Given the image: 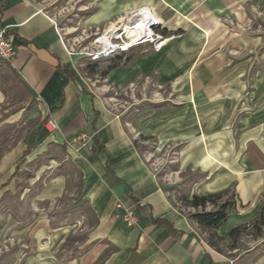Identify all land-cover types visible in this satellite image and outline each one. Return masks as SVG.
<instances>
[{"label": "crops", "instance_id": "1", "mask_svg": "<svg viewBox=\"0 0 264 264\" xmlns=\"http://www.w3.org/2000/svg\"><path fill=\"white\" fill-rule=\"evenodd\" d=\"M262 6L264 0H0V26L14 47L11 69L29 101H36L28 113L58 124L53 132L26 134L4 152L0 175L15 167L32 142L28 163L48 149L64 150L55 163L61 165L58 173L34 197L54 202L69 195L67 184L74 180L73 199L85 206L80 217L90 219L80 227H86V240L59 264H264V250L255 254L256 245L231 256L230 249L208 244L206 230L174 205L177 195L154 174L134 137L153 140L155 155H172L178 172L192 173L180 194L234 193L235 205L212 228L217 235L227 238L238 226H246L238 242L254 234L252 224L264 213ZM141 7L162 20L159 49L97 60L70 53L82 35L105 26L108 34L116 19L131 18ZM126 56L133 59L123 64ZM254 58L263 66L253 67ZM109 59L101 75L110 88L151 81L160 91L166 88L167 97L138 104L136 114L117 111L81 74H95ZM83 131L90 141L77 152L64 144L65 137ZM117 200L132 209L136 201L145 205L136 225H125Z\"/></svg>", "mask_w": 264, "mask_h": 264}, {"label": "rangeland", "instance_id": "2", "mask_svg": "<svg viewBox=\"0 0 264 264\" xmlns=\"http://www.w3.org/2000/svg\"><path fill=\"white\" fill-rule=\"evenodd\" d=\"M261 8L264 9V6ZM258 17H261V13L258 14ZM129 19L127 17L116 19L115 27H110V33L116 29L123 30ZM105 27L89 32L88 36L79 37V40L77 39L73 45L74 50H77L79 46H82V50L83 48L90 50L98 47L95 39L101 38ZM126 34L128 33L126 32ZM120 40L115 39L116 42ZM105 41L107 42L108 39L106 38ZM149 45L151 44L147 42L139 43L123 52L140 54L150 51L152 46L149 48ZM123 52L118 54L122 55ZM108 63H110V59L107 62H101L98 72L93 75H89L88 72L81 74L89 87L96 90L117 111L126 110L136 114L140 111L138 104L143 102L149 106V101L160 102L167 97V89L162 88L160 91L151 81H147L146 86L136 84L131 89L115 91L112 87L110 88V85H107L101 75ZM251 65L259 67L263 66V63L254 58ZM28 102V93L16 82L11 72L0 64V157L26 134L33 133L39 128L40 133L44 132L42 127L44 121L40 115L31 117L29 112L26 116H21L22 108ZM6 114L8 115L6 116ZM7 123L9 124L7 125ZM134 137L138 140V148L147 159L148 165L170 195L178 196L182 193L185 188L184 186L183 189L180 187L181 183L187 182L185 179L192 173L188 172L186 176L185 172H178L177 161L170 157L172 155L166 154L164 159L162 155H155L153 140L145 142L140 139V135ZM63 154H65L64 150L48 149L45 154L39 155L35 160L29 163L26 160L20 164V168L28 169L29 175L24 173L10 177L14 170L13 166L9 171L0 175V264H59L67 260L70 255L74 256L76 254L74 247L80 241L86 240V227L82 228L83 230H80V227L89 224L90 219H87L88 214L85 215V219L80 217L85 206L83 204L76 206L73 199L78 190L74 180L67 184L69 195L64 194L54 202L38 201L34 197L44 182L58 173L61 165L56 166L55 163H60ZM5 181L8 183L5 184ZM46 223L49 225V230H47ZM255 245L257 247L255 254L264 250V225L260 237H256L254 234H243L238 242V247L230 249L228 254L236 256L242 253L243 249ZM52 256L56 258L55 261Z\"/></svg>", "mask_w": 264, "mask_h": 264}, {"label": "trees", "instance_id": "3", "mask_svg": "<svg viewBox=\"0 0 264 264\" xmlns=\"http://www.w3.org/2000/svg\"><path fill=\"white\" fill-rule=\"evenodd\" d=\"M116 57H121L116 55ZM133 59L131 56H126L123 64L130 62ZM0 64L4 65L12 74L13 78L27 91L25 84L21 81L19 76L11 69L10 61L0 59ZM65 73L69 74V71L62 69ZM70 75V74H69ZM36 104L35 100H30L25 107L22 108L21 116H26L28 111ZM15 112V111H14ZM13 113V112H12ZM8 114H6L7 116ZM5 117V116H4ZM44 120V119H43ZM9 123H7L8 125ZM13 124V123H12ZM35 142L30 143L22 152L21 156L16 160L14 170L10 177L21 174H28L27 171L19 169L21 163L26 159V156L33 151L35 148ZM9 177V178H10ZM236 203L235 195L231 191H223L218 193H211L206 195L192 194L190 196L186 194H180L177 196L174 205L178 206L185 214L197 222L199 226L206 230V241L212 247L218 251H224L225 248H234L238 242L240 235L244 232L246 226H238L233 228L228 237H222L215 233L212 228L226 219L228 211ZM212 206L211 209L207 210V206ZM188 208H193L190 210ZM145 205H140L137 201L135 202L134 211L138 217L143 213ZM188 209V210H187ZM155 222L163 223V220L155 219ZM170 227V225L164 222ZM264 224V213L260 214V217L252 224L254 235H258L261 232V225Z\"/></svg>", "mask_w": 264, "mask_h": 264}, {"label": "built area", "instance_id": "4", "mask_svg": "<svg viewBox=\"0 0 264 264\" xmlns=\"http://www.w3.org/2000/svg\"><path fill=\"white\" fill-rule=\"evenodd\" d=\"M143 11L144 23L140 29V33L136 35L133 41H129L131 37H128L124 29L107 34V39L110 41L109 45L102 47L99 45V38L95 39L98 47L93 49H84L79 46L77 50H70V53H77L88 57L90 60H97L100 58H106L118 54L119 52L129 50L133 45L139 43H150L153 49H159L163 42L162 35L157 32L162 24V20L150 9L146 7H141L137 11ZM132 17V16H131ZM132 22V21H130ZM133 25V23L131 24ZM126 40L124 41V38ZM115 39H121L116 42ZM127 46L121 45L126 43ZM14 56V47L8 36L6 35V29L0 26V59L11 61ZM43 127L48 132H53L58 129V124L56 120L51 116H46L43 120ZM90 141V136L86 132H78L76 134L65 137L64 144L71 148L73 151L77 152L81 147H84ZM117 208L122 210L120 218L125 223L126 226H134L138 222V215L135 213L134 209L130 207H123L120 200L115 203Z\"/></svg>", "mask_w": 264, "mask_h": 264}, {"label": "bare ground", "instance_id": "5", "mask_svg": "<svg viewBox=\"0 0 264 264\" xmlns=\"http://www.w3.org/2000/svg\"><path fill=\"white\" fill-rule=\"evenodd\" d=\"M144 13L143 11L139 10L136 13H134L133 15H131L132 17L129 19V21L127 22V26L124 28L125 33L127 32V36L131 37V39L129 41H133L136 37V35H138L140 33V29L142 27V24L144 23L145 19L143 17ZM132 21V22H130ZM133 23V25H131ZM106 34L107 32L101 36V38L98 40L99 45H101L102 47L109 45L110 41L108 40L107 42L106 40ZM128 41L126 43H122L121 45L123 46H127Z\"/></svg>", "mask_w": 264, "mask_h": 264}]
</instances>
